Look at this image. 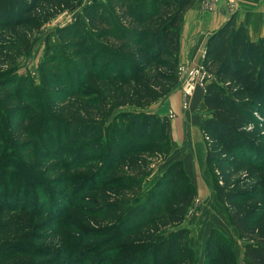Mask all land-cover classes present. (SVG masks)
Wrapping results in <instances>:
<instances>
[{
	"label": "trees",
	"instance_id": "1",
	"mask_svg": "<svg viewBox=\"0 0 264 264\" xmlns=\"http://www.w3.org/2000/svg\"><path fill=\"white\" fill-rule=\"evenodd\" d=\"M197 1L93 0L81 4L82 0H0V30L26 28L41 4L58 10L81 7L71 25L56 29V42L47 39L39 88L25 77L17 82L0 78V90L15 105H22L12 112L13 129L1 127L0 137L4 134L14 143V138L24 139L16 145L28 151V156L31 150L36 157L37 149L60 143L77 147L83 161L91 160L102 148L105 125L116 108L147 106L176 85L184 14ZM202 65L211 75L202 99L207 116L200 124L205 165L216 196L227 207L230 224L246 241L244 264H264V37L251 39L248 28L232 15L208 36ZM119 119L128 122V136L148 141L119 150L110 148L104 164L90 174L91 190L107 198L125 191L137 194L145 176L142 154L160 150L153 145L156 133L168 144L167 117L125 112L114 116ZM122 127L118 128L121 135ZM9 159L3 168L12 169L16 164L22 175L17 180L11 176L6 183L7 171L1 173L0 201L11 198L13 188L14 197L21 201L26 195L23 190L35 180L23 161L15 156ZM82 164L86 163L70 161V167ZM123 166L135 175L119 176ZM242 169L245 174L237 177ZM39 185L43 190L34 205H47L48 200L51 204L53 195L42 181ZM195 196L196 188L182 161L174 160L143 202L134 204L123 195L122 199L102 200V207L93 211L98 212L96 216L89 217L97 221L101 213L108 226L93 229L91 237L84 236L78 243L98 241L111 247L113 255L100 264H185V255L192 250L183 243L187 229L181 224ZM21 203L11 202L4 209L32 212L28 202ZM64 210L57 211V217ZM25 252L19 250L9 258ZM204 252V264H236L229 240L218 229L209 231Z\"/></svg>",
	"mask_w": 264,
	"mask_h": 264
},
{
	"label": "rangeland",
	"instance_id": "2",
	"mask_svg": "<svg viewBox=\"0 0 264 264\" xmlns=\"http://www.w3.org/2000/svg\"><path fill=\"white\" fill-rule=\"evenodd\" d=\"M207 1L204 0L201 3V8L206 12L213 13L207 8ZM226 1L227 4L224 3L221 10H226L228 13L235 12L236 6L229 0ZM85 3L82 0L81 4ZM80 8V6H76L72 9L58 10L41 4L32 14L26 28L0 30V78L7 77L17 82L20 78L25 77L34 87L39 88L40 66L48 45L47 39L51 43L56 42V29L71 25L80 12ZM217 8L219 9L218 4ZM16 82L11 87L10 93H13L16 88ZM175 89L180 90L182 100H185L183 83L178 79L176 85L166 95L147 106L126 105L116 108L105 125L101 138L102 148L94 153L91 160L87 162L83 161L77 147H66L60 143L47 144L42 150L37 149L36 157L32 155L33 150L30 149L31 156H28V151L21 150L20 145H16L18 141L25 142L24 139L15 140L14 138V143L10 139H6L3 134V137H0V180L1 173L5 174V171H7L8 176L5 179L6 183L11 181V176H15L17 180L22 175L17 172L16 164L12 169L3 168L5 163L9 164V158L15 156L18 158V162L23 161L25 163L26 170L34 177L32 180L35 181L23 190L26 195L21 201H17L14 197L16 188L12 189L11 198L0 201V264H100L103 258L110 259L113 255L111 247H105L98 241H91L87 244L78 242L84 236L91 237L90 232L93 229L108 226L109 223L104 220L101 213L98 215L97 221H92L89 217V215L96 216L98 212L93 211L102 207L104 204L102 200L122 199L123 195V198L133 199L134 204L143 202L153 184L162 178L169 164L174 160H181L183 152L175 147L171 134V129H173V135L176 136L181 127L179 125L181 121L177 123L179 114L172 110L165 113L166 115L157 113L162 101ZM3 92L0 90V119L3 117L0 128L4 127L8 131L13 129V124H11L13 110L22 108V105H15L14 101L9 99V94ZM190 95L192 94L187 96ZM183 103L184 101H181V108L184 110L188 106L185 108ZM125 112H147L167 117L169 120L168 144H165V140L159 137V133H156L153 145H157L156 148H160V150H149L142 154L141 157L145 164L142 167V172L145 176L141 180L137 194L132 195L131 192L125 191L121 195L112 193L109 198L107 196L102 197L100 191L91 190L93 182L89 176L104 164L109 149L119 150L130 146L131 143L133 146L148 141L131 138L126 134L128 122L122 119L114 120V116H121ZM198 114L201 117L206 115L205 109L201 107L199 110L198 108ZM120 127L123 129L122 135L118 132ZM112 128L115 129L111 134ZM201 138L202 141L200 140V142H203L205 146L202 132ZM10 147L16 148V150L12 151ZM54 157L57 158V161L52 159ZM73 159L86 164L70 167V161ZM119 172V176L122 177L135 175V172L128 170L126 166H123ZM237 174V177H242L245 171L242 169ZM41 181L54 199L51 204L52 200H48V202L45 201L47 205L35 206L33 200L43 190V186L41 189L39 185ZM30 194L31 197H27ZM203 195L201 199L195 196L193 204L188 209L181 224L187 229L183 243L187 246L190 245L192 250L187 251L184 263L204 264L206 258L205 240L209 231L215 228L229 240L235 252L236 264H244L246 241L238 237L236 229L230 224L225 203L216 196L212 186L211 188L209 186ZM56 196L59 198H55ZM75 198H77L76 201H74ZM11 202L20 203V205L21 202H28V208L34 213L13 212L4 209V206H11ZM70 205L69 210H64ZM44 208L54 210V213L53 211L44 213ZM63 210L65 211L63 215L57 217L59 214L57 211L62 213ZM19 250L26 252L21 256L19 254V256L9 258L10 254ZM29 253L34 255H29Z\"/></svg>",
	"mask_w": 264,
	"mask_h": 264
},
{
	"label": "crops",
	"instance_id": "3",
	"mask_svg": "<svg viewBox=\"0 0 264 264\" xmlns=\"http://www.w3.org/2000/svg\"><path fill=\"white\" fill-rule=\"evenodd\" d=\"M90 2L93 0H83ZM198 0L184 14L180 37L179 63L190 66L202 64L205 45L208 36L215 32L227 19L236 15L249 31L250 38L255 40L264 37V0H229L236 6L233 13L221 10L226 0H216L213 13L202 10ZM217 4L219 9L217 8ZM204 85H196L192 95L182 100L180 90L175 89L161 103L157 113L164 115L169 110L177 111L179 117L177 123L181 126L176 136H173L174 145L182 151L181 160L193 185L196 188V198L200 199L206 193L208 187L212 186L207 167L205 165V146L201 138L200 124L207 116L197 115V109L205 106L203 104ZM181 101H186V109L181 108ZM184 106V103H183ZM206 111V109H205ZM166 115V114H165ZM177 125V124H176ZM199 132V133H198ZM179 137V138H177ZM186 138V141H185ZM201 138V139H200ZM184 142V144H183Z\"/></svg>",
	"mask_w": 264,
	"mask_h": 264
},
{
	"label": "built area",
	"instance_id": "4",
	"mask_svg": "<svg viewBox=\"0 0 264 264\" xmlns=\"http://www.w3.org/2000/svg\"><path fill=\"white\" fill-rule=\"evenodd\" d=\"M216 0H208L207 8L209 10H214ZM178 79L183 83L185 95H189L195 89L196 85H203L206 79L211 78V75L206 72L202 64L196 66H190L186 64H179L178 68ZM186 106V101H184V107Z\"/></svg>",
	"mask_w": 264,
	"mask_h": 264
}]
</instances>
